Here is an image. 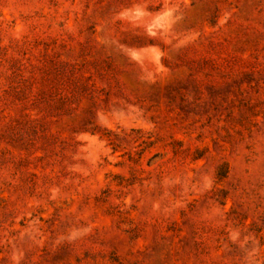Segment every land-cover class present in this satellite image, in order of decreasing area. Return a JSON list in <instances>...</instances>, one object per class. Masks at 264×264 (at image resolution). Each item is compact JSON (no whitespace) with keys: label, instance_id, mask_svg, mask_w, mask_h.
<instances>
[{"label":"rangeland","instance_id":"1","mask_svg":"<svg viewBox=\"0 0 264 264\" xmlns=\"http://www.w3.org/2000/svg\"><path fill=\"white\" fill-rule=\"evenodd\" d=\"M0 264H264V0H0Z\"/></svg>","mask_w":264,"mask_h":264}]
</instances>
